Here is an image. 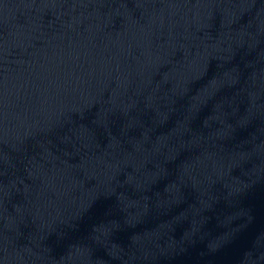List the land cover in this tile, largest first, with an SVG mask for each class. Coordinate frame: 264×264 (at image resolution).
Wrapping results in <instances>:
<instances>
[{
  "label": "water",
  "instance_id": "obj_1",
  "mask_svg": "<svg viewBox=\"0 0 264 264\" xmlns=\"http://www.w3.org/2000/svg\"><path fill=\"white\" fill-rule=\"evenodd\" d=\"M0 264H264V0H0Z\"/></svg>",
  "mask_w": 264,
  "mask_h": 264
}]
</instances>
